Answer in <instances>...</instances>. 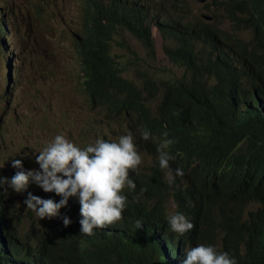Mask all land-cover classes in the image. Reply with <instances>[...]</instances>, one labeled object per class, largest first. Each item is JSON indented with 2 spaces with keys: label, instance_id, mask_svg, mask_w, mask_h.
Wrapping results in <instances>:
<instances>
[{
  "label": "clouds",
  "instance_id": "obj_1",
  "mask_svg": "<svg viewBox=\"0 0 264 264\" xmlns=\"http://www.w3.org/2000/svg\"><path fill=\"white\" fill-rule=\"evenodd\" d=\"M92 1L106 8L110 16L128 29L131 46L132 43L139 46L143 44L142 41L147 44L155 41L152 32L155 28L166 51L164 58L172 70L180 73L181 85L191 96L197 95L201 85H208L216 89L211 105L223 110L226 102L235 100L240 106V110L232 116L220 115L214 122L220 125L216 130L234 140L245 136L244 123H240L244 113L241 106L242 90L218 76L216 68H225L230 55L237 52L239 47L249 53L259 50L264 42V0H242L233 10L227 7L229 0H221L218 3V15H209L208 3L211 0H195L201 11L195 18L192 16L190 0H168L160 12L152 11L145 0ZM72 2L75 4L76 0ZM55 14L64 18L70 29H74L73 24L77 20L70 13L57 9ZM212 26L213 31L210 30ZM58 27L62 29L64 40L71 47V58L76 61L74 88L83 94L88 112L104 117V107L93 108L80 86L77 58L69 41L71 30L64 34L63 27ZM177 28H182L185 33L182 34ZM242 34L246 38H242ZM210 38L214 41H210ZM166 42H170L169 49L164 47ZM6 43L11 46L7 51L12 55V61L7 68L11 69L13 94L18 97V103H25V86L22 85L24 65L19 54L26 57L34 43V34L23 0H0V53L4 51ZM49 48L47 54L50 58L42 59L39 69L42 73L52 71L54 74L58 61L50 55ZM151 49L153 52L148 54L149 65L164 73L163 68L155 65L156 51ZM171 51H174L173 55ZM174 59H177V65L173 64ZM219 60L222 61L219 63ZM14 61L17 63L16 69H13ZM35 74L37 75L36 72ZM240 74L246 89L259 100L264 110V60L240 68ZM122 76L132 78L125 76V73ZM226 86H231L234 91L221 96ZM140 100L142 98L135 97L131 116L121 120L124 121L126 130L120 132L107 124L102 129L85 127L83 133L88 134L86 138L75 136L71 130L53 134L42 131L45 139L43 144L33 146L39 150L35 152L38 168L25 170L21 159H11V166L17 171L10 179H5L0 167V188L7 184L15 193H26L30 188L23 201L27 209L34 211L39 220L56 217L55 220L61 221L65 228L78 229L80 225L79 233L87 235L84 238L108 236L112 230H116V235L121 236L125 244L116 254H110L107 250L109 256L103 264H234L235 258L227 251L218 249L217 244L227 248L235 244L245 253L249 249L254 252L263 249L264 240L260 237L259 230L264 228V208L260 197H246L245 200L236 197L231 203H215L198 194H189L176 208L170 205L167 209L150 207L142 211L127 203L123 190L136 189L134 176L150 153H157L158 167L166 170L170 182L176 176L183 175L182 168L170 167L169 161L174 156L167 148L185 137L187 131H184L183 126L175 124V117L167 121L162 129L151 127L142 110L149 106L148 93L144 92L142 103ZM0 111L3 114L0 128L11 130L15 124L16 105L10 103L5 106L0 100ZM199 114L200 110L193 111L186 117L179 115V120L193 121ZM104 118L111 123L120 121L112 122ZM60 120L63 125L66 123L65 116ZM142 191L143 189L140 190ZM67 202L79 205L74 207L73 215L69 218L66 215L60 217L59 215L65 214L62 207ZM217 204H221V210L215 216L212 212ZM230 205L241 210L234 212L233 220L223 228L217 224L218 217ZM232 225L237 230L229 239L228 229ZM211 227L213 230L209 232ZM158 233L165 238L166 247L162 246L160 238L154 236L161 243L160 247L150 239L152 235H159ZM227 241L231 244H227ZM79 242V246L84 245L82 239ZM48 264H62L59 251L57 257L49 259Z\"/></svg>",
  "mask_w": 264,
  "mask_h": 264
},
{
  "label": "trees",
  "instance_id": "obj_2",
  "mask_svg": "<svg viewBox=\"0 0 264 264\" xmlns=\"http://www.w3.org/2000/svg\"><path fill=\"white\" fill-rule=\"evenodd\" d=\"M23 2L34 34V43L26 59L30 61L29 57H32L31 67L39 78H50L53 74L52 71L42 73L39 69L41 60L50 58L47 54L49 45L43 36L49 27L61 26L64 34L71 30L69 41L77 58L80 86L93 108L104 107L102 115L112 122L125 120L131 116L135 97L147 92L149 106L142 110L151 127L162 129L175 117V124L186 129L187 135L167 148L174 156L169 161L170 167L182 168L183 175L170 182L166 170L158 167L157 153H150L134 176L136 189L126 193L127 203L140 211L150 207L167 209L170 205L179 206L189 194H198L215 203H231L236 197H259L255 194L264 192V110L259 100L246 89L240 74V68L264 60V42L256 53L239 47L230 55L225 68H216V74L241 89L246 100L240 121L244 123L246 134L242 139L234 140L221 135L216 130L220 125L214 122L220 115L232 116L239 110L226 113L225 110L232 107L227 106L228 102L223 110L211 105L216 93L214 87L201 85L197 95L191 96L174 70H169V76L165 77L159 68L149 65L152 49L139 44L145 54L141 57L129 44L128 29L110 16L106 8L92 0H76L77 21L73 24L74 29H70L66 20L55 14L59 9L58 0ZM164 47L169 49L170 42ZM177 63L174 59L173 64ZM128 69H133L135 78L122 76ZM139 77L141 84H138ZM197 110L200 114L193 121L179 120V115L186 117ZM28 192L30 188L26 194ZM74 207L67 202L62 207L65 214L59 216L69 218ZM214 209L212 213L219 215L221 204L215 205ZM0 219L4 220L0 224V264H48L51 257L58 256V251L62 264H103L109 252L116 254L125 244L121 236L116 235V230L108 236L84 238L87 235L79 233L80 225L78 229L65 228L58 220L37 230L33 225L34 211L25 206L17 207L5 185L0 188ZM23 221L27 222L26 227ZM259 231V235H264V228ZM158 234L150 239L160 247L161 243L154 240L156 236L166 247L165 238ZM81 239L83 246L78 243Z\"/></svg>",
  "mask_w": 264,
  "mask_h": 264
},
{
  "label": "rangeland",
  "instance_id": "obj_3",
  "mask_svg": "<svg viewBox=\"0 0 264 264\" xmlns=\"http://www.w3.org/2000/svg\"><path fill=\"white\" fill-rule=\"evenodd\" d=\"M150 9L154 12L162 11L168 0H145ZM221 0H211L208 3L209 15H218L220 10L218 3ZM192 16L198 17L201 11L195 0H190ZM59 10L71 16H77L78 7L72 0H58ZM226 28V26H224ZM155 47H156V66L164 69L163 75L169 76V70L172 67L164 58L161 51V40L157 30L152 29ZM62 29L60 27H49L43 38L49 43V53L58 61V65L54 70L53 77L50 79H41L37 77L31 61L27 62L25 55L19 54L20 60H23V80L22 85L25 86V103H18V97L13 94V78L10 77L11 69L8 70L7 65L12 61V55L8 53L11 46H7L5 53H0V100L3 105L8 106L10 103L16 105L15 124L11 130L0 128V167L3 170L4 178L10 179L16 169L11 166V159H21L22 167L27 170L33 167L38 168L35 163V155L39 150L33 146H41L44 142L42 131L53 134L57 131L71 130L77 137H88L87 133H83L85 127H108L117 132L126 130L124 121L115 123L107 122L104 117L98 113L88 112L85 105L83 94L77 91L74 86L76 82L73 76L77 77V69L75 59L71 58V47L64 40ZM242 38H246L242 34ZM132 46L137 50L139 55L143 57L142 48L136 43ZM36 58V57H35ZM31 59V57H30ZM16 61L13 63V69H16ZM16 72H14V75ZM125 76L133 78V70L128 69ZM142 81V78H138ZM65 116L66 123L61 124V117ZM3 114L0 111V123ZM8 194L12 197V201L17 207H23L27 194L15 193L5 184ZM56 218V217H55ZM55 218L40 219L35 215L33 225L40 230L46 223H53ZM27 222L23 221L26 227Z\"/></svg>",
  "mask_w": 264,
  "mask_h": 264
},
{
  "label": "bare ground",
  "instance_id": "obj_4",
  "mask_svg": "<svg viewBox=\"0 0 264 264\" xmlns=\"http://www.w3.org/2000/svg\"><path fill=\"white\" fill-rule=\"evenodd\" d=\"M51 1V0H50ZM212 23H213V21H212ZM213 29H214V27L212 26L211 27V31H213ZM179 31L182 33V34H184L185 32H184V30L182 29V28H179ZM7 46H8V44L6 43V46H5V48H3V53H5V51H6V49H7ZM214 128H216V127H214ZM186 129L184 128V131H185ZM129 175V174H128ZM129 177H130V175H129ZM124 191V193H125V195H126V193H128V191L126 190V188L123 190ZM239 199H241V200H245L246 198H242V197H238ZM77 205H79V204H77ZM77 205H75V204H72L71 203V206H76L77 207ZM234 205H231V207H233ZM73 212L74 211H72V212H70L69 213V215L68 216H71V215H73ZM198 221V220H197ZM4 222V220L3 219H0V224L1 223H3ZM123 231V230H122ZM122 231H121V233H122ZM152 239V238H151ZM155 240V239H154Z\"/></svg>",
  "mask_w": 264,
  "mask_h": 264
},
{
  "label": "water",
  "instance_id": "obj_5",
  "mask_svg": "<svg viewBox=\"0 0 264 264\" xmlns=\"http://www.w3.org/2000/svg\"><path fill=\"white\" fill-rule=\"evenodd\" d=\"M200 2H204V0H200Z\"/></svg>",
  "mask_w": 264,
  "mask_h": 264
}]
</instances>
